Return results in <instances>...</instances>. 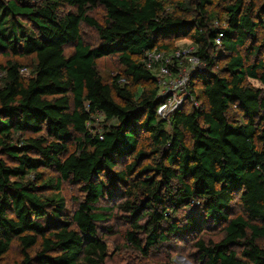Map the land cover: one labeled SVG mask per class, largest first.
<instances>
[{
  "label": "trees",
  "instance_id": "16d2710c",
  "mask_svg": "<svg viewBox=\"0 0 264 264\" xmlns=\"http://www.w3.org/2000/svg\"><path fill=\"white\" fill-rule=\"evenodd\" d=\"M186 38L203 66L162 117L143 55ZM0 55V264L15 240L16 264H108L99 224L118 213L145 257L191 238L200 264H264V0H0ZM65 181L71 214L43 194Z\"/></svg>",
  "mask_w": 264,
  "mask_h": 264
},
{
  "label": "rangeland",
  "instance_id": "374dc122",
  "mask_svg": "<svg viewBox=\"0 0 264 264\" xmlns=\"http://www.w3.org/2000/svg\"><path fill=\"white\" fill-rule=\"evenodd\" d=\"M257 1L260 2L262 0ZM104 13V8L100 5L96 6L89 12V14L99 23L103 22ZM80 36L84 43L91 46L98 42L96 30L85 23H82L80 26ZM189 44H191V41L186 38L184 41L174 43L173 45L186 47ZM72 50V45H67L65 47L66 54H69ZM6 58V56L0 55V63L3 64ZM16 59L23 63H27L29 62L30 57ZM97 68L105 82H110L115 75L122 72L116 55L99 59L97 61ZM29 73V67H25L24 70L22 69L21 74H23V76H28ZM2 77L3 72L0 71V80ZM252 82L255 85H258V83L254 81ZM138 89H140V86ZM101 120L102 119H96L92 122V125L99 127L102 123ZM69 149L71 150L72 146ZM42 173L44 175L43 183L55 184L56 174L53 171L44 169ZM43 194L49 197L64 199L66 203L65 212L71 214V211L76 206V199L81 196V191L76 184L65 181L60 185L59 189H55L54 186L47 187ZM114 212H116V210H114ZM120 216V213H118L116 217L99 224V234L105 240L108 249V264H200L197 261L198 259L196 258L195 248L193 247L191 238L186 239L185 241L173 240L166 247L153 251L150 256H143L135 248H132L125 243L123 239V231L126 225ZM218 237L219 233L216 231L210 232L204 236L205 239L211 241H215ZM20 259V247L15 240L11 244L9 251L3 256L2 264H16Z\"/></svg>",
  "mask_w": 264,
  "mask_h": 264
},
{
  "label": "built area",
  "instance_id": "2783aa9c",
  "mask_svg": "<svg viewBox=\"0 0 264 264\" xmlns=\"http://www.w3.org/2000/svg\"><path fill=\"white\" fill-rule=\"evenodd\" d=\"M195 51L196 47L191 43L186 47L175 46L171 50L153 48L144 52L143 62L156 79L159 94L164 96V100L157 107L156 112L159 116L163 117L177 109L190 95L188 92L190 75L203 66ZM190 98L192 104L197 106V101L192 96ZM98 116L96 119H102L101 114ZM99 137L102 138V135Z\"/></svg>",
  "mask_w": 264,
  "mask_h": 264
},
{
  "label": "crops",
  "instance_id": "0c3cea01",
  "mask_svg": "<svg viewBox=\"0 0 264 264\" xmlns=\"http://www.w3.org/2000/svg\"><path fill=\"white\" fill-rule=\"evenodd\" d=\"M185 39H180V40H178V41H176V43H180V42H182V41H184Z\"/></svg>",
  "mask_w": 264,
  "mask_h": 264
}]
</instances>
